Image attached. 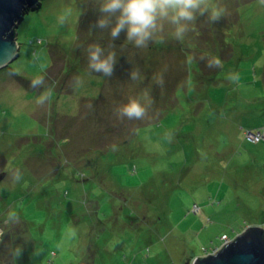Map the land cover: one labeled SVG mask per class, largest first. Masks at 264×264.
<instances>
[{
  "label": "rangeland",
  "instance_id": "rangeland-1",
  "mask_svg": "<svg viewBox=\"0 0 264 264\" xmlns=\"http://www.w3.org/2000/svg\"><path fill=\"white\" fill-rule=\"evenodd\" d=\"M216 2L224 17H198L199 35L166 29L147 49L95 27L96 0H42L24 16L0 69V264L16 247V264H187L264 228V136L245 134L264 132V7ZM92 44L116 52L111 77L89 75ZM52 82L60 100L38 105ZM130 100L142 119L119 116Z\"/></svg>",
  "mask_w": 264,
  "mask_h": 264
},
{
  "label": "clouds",
  "instance_id": "clouds-1",
  "mask_svg": "<svg viewBox=\"0 0 264 264\" xmlns=\"http://www.w3.org/2000/svg\"><path fill=\"white\" fill-rule=\"evenodd\" d=\"M258 5L264 7V0H257ZM100 16L95 22V27L107 29L110 39L117 40L121 33H125V41L136 49H147L149 43L164 44L165 30H169L170 36L176 41L183 42L186 34L196 31L195 22L198 17H205L210 23H216L224 17L226 8L221 6L216 0H96ZM65 16H61L59 21L63 24ZM114 49V45L108 46ZM87 66L89 75L99 73L105 77H111L116 64V52L107 51L99 44H92L86 49ZM203 58V57H202ZM189 57V63L192 62ZM208 67H222L219 58L213 60ZM133 81L142 80L139 70L130 73ZM233 82L238 80L237 75L229 76ZM82 83V80L79 81ZM34 89L44 85L43 76L34 78L31 82ZM158 85L163 84V78L157 81ZM52 89H45L38 96L36 103L43 105L51 96ZM119 116L128 119H142L146 115V108L137 100H130L121 106ZM248 133V132H247ZM248 139V134H247ZM15 179H20L19 171L15 174ZM4 232L0 231V237ZM74 235V233H73ZM229 239H226L227 241ZM23 254L21 247L14 248L10 253L11 264H16Z\"/></svg>",
  "mask_w": 264,
  "mask_h": 264
},
{
  "label": "water",
  "instance_id": "water-1",
  "mask_svg": "<svg viewBox=\"0 0 264 264\" xmlns=\"http://www.w3.org/2000/svg\"><path fill=\"white\" fill-rule=\"evenodd\" d=\"M42 0H0V69L19 55L17 28L29 11L38 9ZM248 139L263 137L264 132H248ZM187 264H264V228L248 226L234 238L221 243L216 252L195 257Z\"/></svg>",
  "mask_w": 264,
  "mask_h": 264
},
{
  "label": "trees",
  "instance_id": "trees-1",
  "mask_svg": "<svg viewBox=\"0 0 264 264\" xmlns=\"http://www.w3.org/2000/svg\"><path fill=\"white\" fill-rule=\"evenodd\" d=\"M53 30L55 31V33H57L58 32V28L55 26V24H54V28H53ZM56 35V34H55ZM36 40H38V42H36L37 44H40V46H42L43 45V40H42V38H40L39 36H35V38H33L32 40H30L31 42H34V41H36ZM47 43V42H46ZM45 43V44H46ZM51 88L52 89V92H51V96H53L52 94L53 93H55L56 94V96H57V98L56 99H59L60 100V90H56V89H54L53 87H54V85H53V82H52V84L51 85H49L48 86V88ZM38 92H40V91H38V90H32V93H34V94H37ZM53 99V98H52ZM56 99H54V100H56ZM247 132H252V131H246V133L245 134H247ZM247 138V137H246ZM262 137H259L258 138V140H251L252 142H258L260 139H261ZM223 239H229L227 236H224V238ZM221 240H222V238H221ZM224 240V241H225ZM222 242H223V240H222ZM190 262V259L189 260H187V263H189Z\"/></svg>",
  "mask_w": 264,
  "mask_h": 264
},
{
  "label": "built area",
  "instance_id": "built-area-1",
  "mask_svg": "<svg viewBox=\"0 0 264 264\" xmlns=\"http://www.w3.org/2000/svg\"><path fill=\"white\" fill-rule=\"evenodd\" d=\"M254 137V136H253ZM259 137H255L254 140H258Z\"/></svg>",
  "mask_w": 264,
  "mask_h": 264
},
{
  "label": "bare ground",
  "instance_id": "bare-ground-1",
  "mask_svg": "<svg viewBox=\"0 0 264 264\" xmlns=\"http://www.w3.org/2000/svg\"><path fill=\"white\" fill-rule=\"evenodd\" d=\"M29 12H31V11H29Z\"/></svg>",
  "mask_w": 264,
  "mask_h": 264
}]
</instances>
